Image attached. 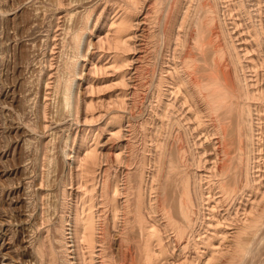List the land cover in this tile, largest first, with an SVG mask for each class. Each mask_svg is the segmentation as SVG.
I'll use <instances>...</instances> for the list:
<instances>
[{
  "label": "bare ground",
  "instance_id": "bare-ground-1",
  "mask_svg": "<svg viewBox=\"0 0 264 264\" xmlns=\"http://www.w3.org/2000/svg\"><path fill=\"white\" fill-rule=\"evenodd\" d=\"M109 1L102 0V3L106 6ZM144 1L114 0L112 12L98 29L101 50L92 61L97 70L88 83L92 87L96 84L99 91L109 90L110 101L101 112L106 117L101 125L86 127L81 134L72 156L80 177L76 201L70 210H60L63 212L53 224L57 236H52L50 225L45 223L51 224L52 212L49 219L43 217L46 227L41 224L42 219L38 222L43 226L39 227L42 231L39 230L37 241L39 264H58V259L61 264H134L138 256L141 257L137 262L141 260L142 264H241L247 259L244 257L251 251L252 243L264 239V0H257V18L253 17L251 8H247L243 0H222L224 5L220 0H168L166 7L163 6L167 2L165 0L148 2L152 14L148 20L152 24L157 22L165 8L161 24L163 51L158 54L161 56L160 71L153 86L150 113L142 123L146 127L153 117L159 122L157 131H152L153 136L156 135L151 137L154 149H149L151 153L147 154L149 146L144 143L145 153L140 157L141 165L138 163L136 181L127 170L120 183L118 175H111L109 168H105L102 179H98L102 167L98 148L100 136L108 130L111 135L119 137L123 133L124 116L130 112L127 111L130 107L127 99L131 86L128 88L130 84L126 78L132 66L136 22L146 5ZM220 5L229 11L227 14L231 21H228L233 24L231 29L226 16L224 21L227 25L223 24L220 13L224 10ZM95 7L96 4L86 7L79 26L72 32L67 30V34L71 32L73 51L64 61V74L57 80V89L62 94L60 101L75 118L81 111L76 82L81 79L82 62L87 58L81 47L84 39L92 34L90 23L95 18ZM233 11L247 22L244 24L247 26H243V22L241 25L247 28L244 39H248L250 47L242 46L244 39H240V44L239 39L236 43L239 36L236 38L232 29H237L239 24ZM73 14H68V17ZM253 50L258 54L252 53ZM96 58L100 63L95 61ZM109 69L113 75H109ZM142 69L139 75H142ZM83 102L86 116L97 108L92 99L87 98ZM173 115L176 118L171 120ZM133 124H128L129 134L134 131L136 125ZM169 126L171 129L179 128V131L174 129L176 135L170 134L175 135L172 140L169 134V138L168 135L167 139L164 138L166 134L162 138ZM146 132L145 137L148 135ZM187 133L189 136L196 133L200 140L202 137L212 145L214 159L209 167L205 165L209 158L203 155L210 152L208 146L205 151H209L201 152L203 156H197L196 161H191L194 157L191 158L190 154V161L194 163H189ZM195 145L198 144L195 142ZM172 148L176 150L175 154ZM131 150L133 152L134 147L131 146ZM195 150L191 151L192 155L197 152ZM122 158L123 153L122 157L117 153V159ZM148 161L152 168L149 183L145 174ZM63 192V204H66L65 189ZM135 228L140 236L138 247L137 240L133 239L135 236L131 240H136V243L132 242L136 247H132L129 240V232ZM113 229H117L115 244L119 259L109 253L114 243L111 242ZM56 242L61 247V258L56 251ZM133 248L139 250L136 259Z\"/></svg>",
  "mask_w": 264,
  "mask_h": 264
},
{
  "label": "rangeland",
  "instance_id": "rangeland-1",
  "mask_svg": "<svg viewBox=\"0 0 264 264\" xmlns=\"http://www.w3.org/2000/svg\"><path fill=\"white\" fill-rule=\"evenodd\" d=\"M149 1L150 0L144 1L146 5H144V8L141 11L142 13H140L137 19L139 22H136V33L133 41V49L131 50L132 66H130L131 68L128 70L129 72L127 73L126 78L127 82L130 84L128 85V88L131 86L129 88L130 94L127 99L128 105H130V107L128 106L129 110L127 109V111L130 112H128L127 116H124L123 119V133L118 137L116 135H111V131L105 130L100 136V143L98 146L100 160L102 162V167L99 171L100 174H98V179L100 180L103 177L104 169L109 168L111 175H118V178H120L119 180H121L120 183H122V180L125 178V172H127V170L131 172L133 180L136 181L138 177V173L136 172H139L138 165L140 164V161L142 162L140 157H143V154L145 153L143 151L145 148H143V146H145L144 143L146 142L149 146V148H147V154L151 153L149 149H154L151 141L153 138L151 139V137H155L156 135L154 134L155 136H153L152 131L154 129L155 132L157 131L156 129H158L159 122L158 120L154 121L155 117H153L150 119L151 121L148 122L149 125L146 124V127L142 126V123L150 113L151 107L149 104L152 105L150 102H152L153 99V86L160 71L159 64L161 58L159 57L161 56L158 54H160L161 50L163 51L161 24L163 25L162 21L165 8L163 7L164 10L162 14L160 13L162 18L159 17L160 19L158 18L157 22L152 24L149 21L152 15L151 12H149ZM221 1L222 0H220V4L224 5ZM243 1L247 8H251L250 11L253 17L257 18V11H255L258 7L257 0ZM98 2H100V4ZM98 2L97 0H0V264H39L38 260L40 258V253L37 249V244L39 243L37 241H39V235L41 233L39 230L42 231L41 228H43V226L46 227L50 225L52 236H57L56 234L58 233L53 230V224L57 223L59 215L63 212L60 210H70L76 201L80 177L72 156L74 155L75 149L78 147L77 145L84 129H86V127L96 128L103 123V119L106 116L101 114V112L104 111L110 101L109 90L99 91L98 86L95 84V86H93V92L92 85L89 86L88 83V79L93 73L95 74V71L97 70L96 67L93 66L92 61L94 57L98 56L101 50L98 29L107 15L112 12V3L114 0L107 2V7L102 3V0H99ZM164 2L166 3H163V6H167L168 0H165ZM93 4H96L95 18L90 23V25L92 24L93 31L89 37L84 39L81 47L82 52L86 53L85 57L87 58L82 62L81 72L83 74L81 79L76 82L78 83L76 90L77 93L79 91L80 94L81 111L79 117L75 118L73 115V117L70 115L69 110L65 108L62 101H60L62 99V94L61 91L57 89V80L64 74V61L69 58L68 56L71 55L73 51L71 50L73 47H71L72 40L70 41V33L75 30L73 28L78 27L81 23L86 7ZM220 8L222 11L224 10L223 13L220 10V15H223L221 18L223 22H225L223 24L225 26L229 24L228 27L231 29L233 26H231L232 23L227 14L229 11L225 9V6H221ZM231 8L233 9V6H231ZM234 12L236 15L237 11H233V13ZM70 13L74 14L69 18L68 14ZM225 16L227 17V24L226 21H224ZM238 16L244 18L237 13V18H235L239 27H237V29L234 28L236 31L232 29V32H234L231 33L233 35L235 34L234 36L236 38L239 36L236 43L239 39L240 44V42H242L241 40L247 36V34H245L247 28L242 27V25L247 26L244 25L247 24V22H243L244 19L242 20L238 18ZM228 19L230 21H228ZM241 22H243V24ZM67 30L71 32H68L69 34H67ZM240 31L244 33L241 34ZM69 41L70 43H68ZM246 41L242 42V46L244 47L245 45L250 47L248 45V39ZM89 43L91 44V49H88ZM252 53H255V51L253 50ZM255 54H258V52ZM255 56L253 57H258ZM95 61L100 63L98 58H96ZM141 69L142 75H139ZM93 70L94 72H92ZM108 71L110 72H108L109 75H113L111 69ZM105 74L107 75V73ZM106 75L104 76V80H106ZM109 75H107V77ZM94 80L96 82V79ZM140 83H145V85L141 86L139 85ZM87 98L88 100H94L97 108L93 113H89V115L87 114L86 116L83 101ZM126 112L124 115H126ZM172 117L171 120H174L176 115H173ZM151 122H155L156 125ZM129 123H134L133 125H136L132 134H129V131H127ZM169 127L168 130H170L164 132L162 138L164 134H166L164 138L167 139L166 136L168 134H175L176 130L179 131L177 126V128L174 126L175 128L172 127V129ZM142 129L145 131H142ZM144 132L148 133L147 137H145L146 135ZM155 132L153 131V133ZM173 134L172 136L170 135V138L168 135L170 140L176 135ZM190 135L191 136H189V134L186 135L185 139L187 142L189 141L188 144L185 142L190 148H188L190 151H187L189 163H194V161H196L195 159L205 155V157L207 156L206 158H209L206 163L210 161L208 164L205 163V165L209 167L214 159L212 158V155H214L213 150H211L212 145L207 141H203L202 137V140H200V137L197 136L196 133H194L196 137L193 133H190ZM127 136L130 138L128 139ZM143 136L145 140L143 139ZM147 138L149 143L147 142ZM128 140L130 142H128ZM191 142L194 144L196 142L198 145L194 146ZM190 143L193 145H191L193 149H191ZM187 145L186 147H188ZM199 145H202L203 147L201 148L203 149L197 147ZM131 146L132 148L134 147L133 152ZM207 146L210 150L208 154L205 153L209 151H205ZM195 149H197L196 153L198 154L194 153L196 154L194 156V154L192 155V152H194ZM173 151L175 154L176 150ZM130 152H132V154ZM117 153H120L121 157L123 153V158L117 159ZM189 155L191 158L194 157L191 159V161L194 160L193 162L190 161ZM69 157H71V159ZM148 157L150 156L148 155ZM126 161H130L128 163L132 162V164L128 166ZM145 168V174L147 173L146 179L148 178L147 182L149 183L152 171L150 161H148V165H146ZM133 171L134 173H132ZM64 189L66 204H63ZM170 190L171 189L168 190L169 193L171 192ZM39 207L43 208L41 209ZM45 208L47 209L45 210ZM43 212L44 214H42ZM56 214L58 215V218ZM44 216L47 217L45 220L51 217V224L43 220ZM48 216L50 217L48 218ZM40 219L43 220L41 224L43 225L46 223V226L39 224V221H42ZM47 223L49 224L47 225ZM136 229L137 228L131 230L129 232L130 236L128 235L131 242L129 243L130 245H133L132 247L139 246L138 240L140 239V236L139 231ZM135 230L137 233H135ZM131 233L136 235H131ZM112 234L114 236L112 235L113 241L111 240V242L114 243L112 244L113 246H111L112 249L111 247L109 248V253L112 252L115 255V259H119V253L117 255L118 248H116L118 246L117 243L115 244V242H117L116 240H118L117 229H113ZM132 236H135V238ZM131 238L137 240L136 246H134L136 240H131ZM133 241L134 243H132ZM257 242L258 240H255L252 243L253 245H251V251L249 252L250 256L249 253L246 254L247 256L245 255L244 259H247H243L244 261H242V263L258 264L260 262L262 264V262H264V251H262L264 250V239L259 240L258 243ZM56 246V251H59L61 247L58 242H56ZM254 248L257 249L256 253V249ZM135 249L133 250V253L136 259V254L139 250L135 251ZM59 253L58 256L61 258V251H59ZM37 255H39V257ZM251 255L253 257H251ZM140 257L141 256H138V259H136V261L134 260V264H142L141 260L139 263L137 262ZM97 260L99 259L97 258ZM57 263L61 264V260L58 259Z\"/></svg>",
  "mask_w": 264,
  "mask_h": 264
}]
</instances>
